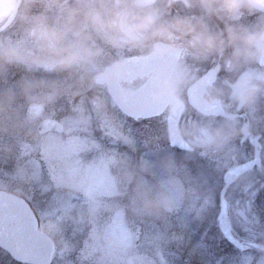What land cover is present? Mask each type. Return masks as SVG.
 Masks as SVG:
<instances>
[{"label": "clouds", "instance_id": "9594fccd", "mask_svg": "<svg viewBox=\"0 0 264 264\" xmlns=\"http://www.w3.org/2000/svg\"><path fill=\"white\" fill-rule=\"evenodd\" d=\"M131 54L153 70L141 108L159 114L161 131L125 137L128 152L103 157L99 195L95 175L55 184L69 216L88 192L73 219L94 230L105 214L121 225L199 216L187 161L235 159L264 100V0H0V159L19 152L22 187L48 190L25 159L26 146L48 144L44 121L67 107L71 125H86L88 106L101 111L104 92L119 90ZM189 108L203 119L178 127Z\"/></svg>", "mask_w": 264, "mask_h": 264}, {"label": "rangeland", "instance_id": "374dc122", "mask_svg": "<svg viewBox=\"0 0 264 264\" xmlns=\"http://www.w3.org/2000/svg\"><path fill=\"white\" fill-rule=\"evenodd\" d=\"M105 100L106 105L99 112L88 106L86 125H71L68 122L73 115L71 112L62 120V135H46L50 138L46 146L35 143L26 146L30 156L25 159L33 160L41 174V183L48 186L47 191L38 185L31 189L22 187L13 179L18 151L0 159V188L26 198L38 217L39 228L56 243L57 254L52 264H264V253L253 249L234 250L219 232L218 193L228 168L224 158H207L193 153L187 161L188 170L196 181L199 199H194V205L200 210L199 216L193 212L185 218L182 210L166 221L137 220L121 225L105 214L95 230L91 225L74 223L76 211L88 192H78L72 199L71 204L75 207L70 218L58 199L55 184L62 180H90L95 175V194L99 195L98 170L102 168L103 157L113 151L128 152L125 137L134 136L139 140L160 132L159 119L149 124L134 122L122 116L107 97ZM185 155L176 153L180 161ZM246 183L236 186L241 190L239 196L233 195L234 191L226 195L230 199L231 229L241 241L264 245V215L246 210L241 199ZM252 189L257 187L254 185ZM0 264L16 263L0 250Z\"/></svg>", "mask_w": 264, "mask_h": 264}, {"label": "water", "instance_id": "95a60500", "mask_svg": "<svg viewBox=\"0 0 264 264\" xmlns=\"http://www.w3.org/2000/svg\"><path fill=\"white\" fill-rule=\"evenodd\" d=\"M149 87L145 85L135 90L119 87L118 91H107V93L122 114L139 120L158 115V113H146L141 108V98ZM40 130L44 133L50 131L62 133L63 127L55 120H46ZM254 163L255 159L224 174L223 187L219 192L217 222L221 235L234 248L244 251L251 247L264 252L261 250L264 249L263 245L254 242L245 243L233 235L225 200L226 191L232 182ZM0 249L20 264H52L57 254L55 241L39 229L37 217L29 204L23 198L1 190Z\"/></svg>", "mask_w": 264, "mask_h": 264}, {"label": "flooded vegetation", "instance_id": "af4514ba", "mask_svg": "<svg viewBox=\"0 0 264 264\" xmlns=\"http://www.w3.org/2000/svg\"><path fill=\"white\" fill-rule=\"evenodd\" d=\"M140 59L143 58L138 54L129 55L127 59L128 68L124 72V78L119 85L120 88L135 90L141 86H151L153 70L145 63L144 59L143 61H140ZM223 75L224 73L221 72V76ZM104 97H107L109 101L112 102L107 93V90L104 92ZM185 99L187 100V95H185ZM70 113L71 111L66 107L64 111H58L55 114L50 115L47 120H55L59 122L63 126L64 132V123L62 120L65 117H69ZM256 118V122L253 124V127L251 129V137L245 140L243 143H241L240 140L237 139V151L235 153L236 158L225 159L226 163L228 164V168L226 169L224 174L240 165L252 162L255 159V163L253 164V166L250 169L246 170V172L240 174L231 184L226 192V195L230 191H234L233 195L239 196L241 194V190H239L236 186L238 184H244L248 182L245 184L246 186L241 197L244 203L243 205L245 206L246 210L252 213L258 212L264 215V100H262L258 106ZM156 119H159V114L145 120L134 122H143L149 124L152 120ZM202 119L203 118L200 116V114H198L195 110L189 108L188 111H186L179 119L178 127L183 128L191 121H201ZM217 119L219 120V117H217ZM161 129L162 128L160 125V131ZM63 132L60 134H57L55 132H46L45 135H62ZM171 150L176 153H184L183 151L176 148H173ZM254 185L257 187V189L253 190L252 187ZM0 190L12 193L3 188H0ZM225 200L228 208V201L230 199L227 197ZM236 205L237 207H240V204L238 202H236Z\"/></svg>", "mask_w": 264, "mask_h": 264}]
</instances>
